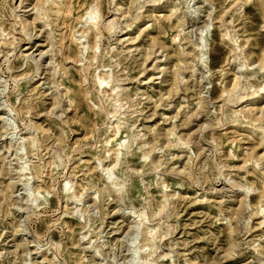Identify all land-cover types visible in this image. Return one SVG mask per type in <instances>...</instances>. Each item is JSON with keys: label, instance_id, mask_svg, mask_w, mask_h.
<instances>
[{"label": "rangeland", "instance_id": "1", "mask_svg": "<svg viewBox=\"0 0 264 264\" xmlns=\"http://www.w3.org/2000/svg\"><path fill=\"white\" fill-rule=\"evenodd\" d=\"M0 264H264V0H0Z\"/></svg>", "mask_w": 264, "mask_h": 264}, {"label": "bare ground", "instance_id": "2", "mask_svg": "<svg viewBox=\"0 0 264 264\" xmlns=\"http://www.w3.org/2000/svg\"><path fill=\"white\" fill-rule=\"evenodd\" d=\"M261 109H263V108H261Z\"/></svg>", "mask_w": 264, "mask_h": 264}]
</instances>
